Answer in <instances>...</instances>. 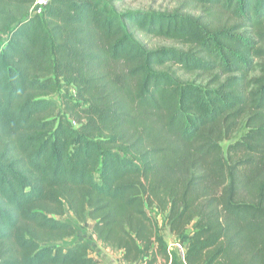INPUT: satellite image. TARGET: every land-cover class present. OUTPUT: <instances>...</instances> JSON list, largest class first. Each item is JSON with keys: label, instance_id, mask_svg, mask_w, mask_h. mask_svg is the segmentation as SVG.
Masks as SVG:
<instances>
[{"label": "trees", "instance_id": "1", "mask_svg": "<svg viewBox=\"0 0 264 264\" xmlns=\"http://www.w3.org/2000/svg\"><path fill=\"white\" fill-rule=\"evenodd\" d=\"M33 2L0 0V264H98L66 211L124 264H176L153 215L184 264H264V0Z\"/></svg>", "mask_w": 264, "mask_h": 264}, {"label": "rangeland", "instance_id": "2", "mask_svg": "<svg viewBox=\"0 0 264 264\" xmlns=\"http://www.w3.org/2000/svg\"><path fill=\"white\" fill-rule=\"evenodd\" d=\"M180 0H124L123 3L119 6L121 11L124 10H143V11H170L178 6ZM196 13H200L197 11ZM202 16H205L206 13H200ZM5 40V36H1V42ZM145 41L150 48L156 46H168L172 43L168 41H163L159 39L146 38ZM185 80L194 81L196 84H200L201 81L194 75H185L183 76ZM57 99V97H55ZM54 99V100H55ZM247 129L241 128L236 135L235 139L241 137ZM156 218L159 228L160 239L165 246L167 253L172 261H175L176 264H184L183 253L187 246L189 237L191 235V229L188 228L184 235L174 236L172 235L164 222V217L161 215H153ZM60 220L70 224L75 229V235L69 239H66L60 243L58 246L63 248H68L78 242H85L89 245L91 249V255L97 261L98 264H124L120 260V253L102 246V244L96 239L93 234V222L87 219L83 223H79L73 215L69 212L60 218ZM136 264V263H135ZM137 264H144L138 262ZM157 264H163L162 261H159Z\"/></svg>", "mask_w": 264, "mask_h": 264}, {"label": "built area", "instance_id": "3", "mask_svg": "<svg viewBox=\"0 0 264 264\" xmlns=\"http://www.w3.org/2000/svg\"><path fill=\"white\" fill-rule=\"evenodd\" d=\"M48 0H34L33 4L29 9V15L41 14L43 7L46 5ZM184 254V253H183Z\"/></svg>", "mask_w": 264, "mask_h": 264}, {"label": "crops", "instance_id": "4", "mask_svg": "<svg viewBox=\"0 0 264 264\" xmlns=\"http://www.w3.org/2000/svg\"><path fill=\"white\" fill-rule=\"evenodd\" d=\"M93 257V256H92ZM94 258V257H93ZM95 260V259H94ZM121 260V259H120ZM96 261V260H95ZM137 264V263H136Z\"/></svg>", "mask_w": 264, "mask_h": 264}]
</instances>
